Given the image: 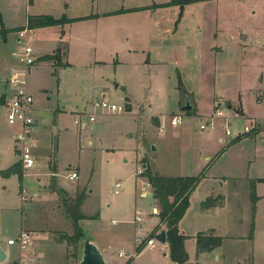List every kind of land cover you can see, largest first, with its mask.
I'll return each mask as SVG.
<instances>
[{"label": "rangeland", "instance_id": "obj_1", "mask_svg": "<svg viewBox=\"0 0 264 264\" xmlns=\"http://www.w3.org/2000/svg\"><path fill=\"white\" fill-rule=\"evenodd\" d=\"M152 1L98 0L95 3L93 0H0V12L4 25L20 27L24 25L28 16L51 15L54 18L62 16L69 18L88 15L91 12L116 10L122 6L148 4ZM154 1L164 3H161L162 7L151 16L155 25L153 36L168 37L167 34L171 31L174 22L176 28L180 23L178 38L184 33L195 32L193 24L203 26L200 32L205 34L211 33L212 28L217 27V36L214 37V44L217 45L214 49L221 51L211 54V63L207 64L208 67L212 66L213 90L216 95L229 100L233 107L243 109L246 118L235 114V112H239L238 110L227 108L221 110L224 108L223 104L221 109L214 105L213 112L208 117L194 119L187 117L195 115L197 110L182 112L174 107L173 112L169 114L165 107H161L155 112L166 114V118L162 119L165 130L159 132L158 127L149 125L143 115L145 111L143 109L146 108L145 102L150 100L149 92L140 85L141 78L133 70L136 69V66L132 67V64L137 62L136 57H139L140 53L133 55L136 61L127 54V48L130 45H140L142 38H139L140 35L137 31H134L135 37L129 36V33L124 31L128 25L135 28L144 21L146 22L145 15L142 14H117L93 21H78L73 24L63 23L62 19L61 23L54 25L53 28H50L51 30L33 32L30 29L22 40L18 39L17 31L24 27H20L16 32L14 31L15 33L7 35L5 44L0 43V69L7 65L8 74L16 71L19 77L25 81V88L32 95L33 105L59 110L61 106L72 105L76 101L83 105L82 111L75 115L82 117L85 113L94 116V121L82 120L81 124L77 125L74 123L73 114L57 112L59 116L57 127L60 129L57 138V162L54 154H51L49 168L52 174L49 173V176L51 181L56 178L53 176V172H58L65 182L64 189L58 191L59 195L57 194L59 197L57 204L59 205L57 206L56 202L53 203L52 200H47L45 203H33L28 209L24 206L23 210L25 216L29 214L30 210H35V213L45 217L43 220L47 219L46 215H59L56 217L59 221L49 223L45 221L41 225L42 231L49 233V240L53 243L59 242L60 247L65 250L66 264H78L83 250L82 242L86 237L96 246H98L97 244L105 245L116 264L124 260L127 262L125 256L121 258L118 253L123 250L126 254V250L131 246L129 243L120 242L116 231L124 226L133 228L134 225L125 224L129 222L122 220H133V189L135 185L139 188L143 183L141 174L137 173V169L142 165L141 156L139 157L140 150L142 152L150 150L151 158H154L155 163L159 166V172L165 174L177 172L176 168L182 157H186L188 161L192 162L187 166L185 172H192L193 161L197 159L196 154L199 150L206 147L212 150L226 144L225 142V144L219 145L214 138L209 144L205 139L206 135L217 132L225 136L226 139L240 137L237 136L238 132L242 131L249 122L252 120L264 121V0H199L182 6L175 4L176 6L168 7L166 3L169 0ZM58 29H63L66 36L71 37L69 39L71 42L65 39L59 48L56 47V41L61 35V33H57ZM243 37L246 39L243 40ZM67 41H69V45ZM25 43L30 44L33 48L36 57L34 66L25 67L16 56L19 48ZM219 43L221 47L218 46ZM67 45L71 50V69L65 68L68 66L65 60ZM54 48L55 51L51 52ZM162 51L166 56L162 58H168L165 61L168 64H172L175 58L179 60L183 53L181 49L170 50L168 43L164 44L161 48ZM43 53L45 55L37 57ZM110 53L117 55L121 61L116 72L106 64L94 67L95 59L111 61ZM53 55L60 56V67H56L54 61L43 58ZM167 73L169 72L157 73L155 85L161 92L166 87L172 89L173 85H176L180 97V91L184 87L182 78L178 76L176 83L174 76H171L174 72L169 73L170 77ZM105 77L113 78L116 82L119 81L129 88L134 105L132 112L124 110L125 92L121 87L116 90L112 88L110 92H106L104 97L99 92H91V83L102 82V78ZM8 88L13 90L11 83ZM151 95L156 96L154 92ZM100 100L122 105L124 106L123 110L107 112L92 106V103ZM3 101L0 100V147L10 151L11 146L8 143H10L12 135L15 136L17 127L6 122L5 109L1 106ZM215 110L217 111L215 112ZM176 114H183L186 119L184 118L181 125L172 126L169 123L170 117ZM206 120L214 122L212 130L202 131L198 129V126H195L196 122H205ZM152 123L155 124L154 121ZM81 125L82 127H80ZM226 129H229L231 135L225 134ZM142 134L144 138L141 136ZM250 134L255 137L244 140L240 146L232 148L230 153L251 154V162L246 160L242 165L240 161L236 160L235 167L244 177L264 178V128L251 130L244 135L249 136ZM153 146L157 148L155 151H151ZM35 157H41L40 150H35ZM227 164L228 161L218 165L216 170L224 168ZM77 167H79L80 173ZM71 171L77 172L79 176L77 180H68L67 174ZM46 179L44 174L24 176V180L34 190H37L35 185H43V181ZM260 181L262 179L252 182ZM117 182L122 184L119 194L113 192ZM147 187L152 191L150 185ZM229 190V199L233 207L239 211L238 215L241 218L240 232H246L251 214L253 184L250 187L239 186L235 189L238 192L236 197L233 193L234 189ZM80 194L83 199L77 205L76 198ZM257 195H264V182L258 185ZM107 203L110 206L107 207ZM135 205L136 208L139 207L138 204ZM255 205L257 208L256 220L261 230V227L264 228V196ZM1 207V217L17 216L18 212L12 205L3 203ZM61 215H64V218ZM75 221L79 225L78 232L81 234L75 229ZM143 225V222L136 225V229L140 233L144 231V229H140ZM248 247L249 243L245 240L238 242L236 248L239 256L244 255ZM132 252L135 255V252ZM146 255L152 257L148 253ZM154 259L162 261L159 258ZM55 262L57 263V261ZM246 262L255 264L256 261L250 258ZM131 263L132 260L127 262V264ZM257 264H264V254L260 255Z\"/></svg>", "mask_w": 264, "mask_h": 264}, {"label": "crops", "instance_id": "obj_2", "mask_svg": "<svg viewBox=\"0 0 264 264\" xmlns=\"http://www.w3.org/2000/svg\"><path fill=\"white\" fill-rule=\"evenodd\" d=\"M93 1L97 3L98 0ZM161 3L164 2L157 3L153 0L151 3L148 4H134L129 7L122 6L121 8L125 11L120 13H115V11L121 8L101 12L97 11L94 13L91 12L88 15L75 17H84L92 15L88 19L79 21H93L98 20L101 17L112 16L117 14L125 15L129 13H138L145 15L146 22L144 21V23L138 25L139 27L135 28H133L131 25H128L126 28H124V31H127L129 33V36L134 37V31H137L138 35H140L139 38H142L140 45H130L129 48H127V54L128 56L132 57V60L136 61L133 57L140 53V55L138 54L139 57H136L137 62L133 63L132 67L135 68L136 66V69L133 70L138 73L139 77L141 78L139 80V83L141 86L144 87L145 90L149 92L150 100H147L145 102L146 108L143 109V111H148L147 113L144 111L143 115L146 117L144 118L149 125H154L156 127H159L162 124L164 125L162 119L164 120V118H166V114L161 112H155V110H159L161 107H165L168 110L167 113L169 114L170 112H173L172 110L174 107H177L180 110L182 89H184L185 92L192 97V100L195 104L194 111L197 110L195 115L187 117L189 119H194L198 117H208L210 114H212L214 105L217 106L218 109H221L222 104L224 105V108H222L221 110H224L225 108L232 109L234 111L238 110V114L246 118L247 116L244 115L243 109L239 107H233L229 100L225 99L223 96L216 95L213 90L212 66L208 67L207 64L211 63V54H214L217 51H221L214 49V47L217 45L214 44V37L217 36V27L215 26L214 28H212L211 33L205 34L204 32H200L203 26L193 24L192 27L195 32L184 33L183 36H180L178 38V28L180 23L177 24L178 26L176 28L174 22L171 31L167 34L168 37L162 38V36H160L159 38L157 37V35L153 36V29L155 25L151 20V16H153V14H155V12L162 7L159 6ZM168 6L176 5H167V7ZM77 22L78 21H74L68 24H73ZM25 25L26 22L23 26L20 27H24ZM20 27L4 25L2 14L0 12V31L2 29L5 30L4 32H0V43L5 44L7 41V35L15 33L16 29ZM53 27L54 26L33 28L31 29V31L43 32L44 30ZM173 29L175 30L173 31ZM58 32L61 33V35L56 41L57 48H59L60 44L64 43L65 39L69 40L71 38L66 36V33L63 29H58L57 33ZM242 39L245 40L246 38L243 37ZM126 40L128 41V38H126ZM69 41L71 42V40ZM69 41H67L68 45ZM165 43L169 44L170 50H183L181 58H179V60L178 58H175L173 62L171 61L172 64H168L167 62H165L168 58H162L166 57L165 55H163V51L161 52V48H163ZM68 45L65 52V60L68 66L65 68L71 69V50L70 46L68 47ZM219 45L220 43L218 44V46ZM53 51H55V48L51 50V52ZM110 54L112 56L111 61H100L95 59L93 61L94 67H97L100 64H106L110 65L113 68V71L116 72L121 64V61L119 60L117 55L115 56L113 53ZM43 55L45 54L43 53L41 55H38L37 57H42ZM209 58L210 61H208ZM54 65L56 67H60L57 66L55 62ZM166 68L170 74L174 72L173 74H171V76H174L176 83L178 76L182 78L184 87L180 91V97L179 92H177L176 85H173L174 87L172 89L166 87L162 89V92L160 91L159 87L157 88V86L155 85V78L157 77V73H160L161 71L167 72ZM177 71H179L180 73H176ZM8 73L9 70L7 68V65H4L2 69H0V74H2L0 77V100H4L3 102H1L2 105L13 92L12 89L8 88L10 83V76H8L10 74ZM169 73H167L168 77H170ZM119 87L124 90V99L126 100V104H128L130 107V110L127 112H132L134 110V105L132 102L133 98L131 96V93L129 92V88L122 85V83L119 81L116 82V80L113 78L109 79L108 77H105L102 78V82H92L91 92H99L100 95L104 97L106 95V92H110L112 88L116 90ZM153 92L156 96L151 95V93ZM82 105V103L79 104L75 101L72 105L69 104L61 106V109L59 110L48 109L46 107L39 106L36 104L33 105V115L35 119L33 137L37 144V147L34 149V154L35 150L38 149L41 151V157H35L34 167L23 169L21 168V179H19L16 174H12L8 177H3L0 174V211L2 208L1 205H3V203H6L7 205H12L13 207H15L16 209L14 210L18 212L17 216L15 215V217L10 215L3 218L0 216V245L7 253L6 260L0 264H18V256L20 252L17 247L7 245L6 239L16 236L21 231H27L32 237L33 252L35 257L37 258V264H66V255L64 253L65 250L60 247L59 242L53 243L49 240V233L47 231L43 232L41 225L42 222L45 221L48 223L51 221H59V219L56 218L59 215H46L47 219L43 220L45 219V217L38 213H35V210H30L27 216L24 215L23 210L24 206L26 207V209H28L33 203H45L47 202V200H52L53 203L56 202L57 206L59 205L57 204L59 198L58 191L64 189L63 186H65V182L63 181V179H61L60 174L58 172H53V176H55L56 178H53L51 181L49 176V173H51L49 168L51 162V154H54L53 156L55 157V160L57 162V138L60 133V129L57 127L59 119L57 112H61L62 114L70 113L73 114L75 117V114L77 112L82 111ZM152 121H154L155 124H153ZM195 126H198L197 122L195 123ZM16 127L17 128L15 129V133L20 130V127L18 125H16ZM80 127H82V125ZM212 129H206L202 131H209ZM226 135H231V133ZM13 136L14 135H12L10 139V143H8V145L11 146L10 151L8 149H2L0 147V171L9 168L15 162L20 160V145L19 143H16ZM141 136H143L144 138L143 134ZM254 137L255 135H249L241 138H237L235 136L226 139L225 136H222V134H218L217 132L215 134L206 135L205 139L209 144L212 142L213 138L219 145L225 144V142L226 144L221 148L217 146L212 150H210L209 147L199 150L196 154L197 159L193 161L192 172H185L187 166L192 163L191 161H188L186 157H182L181 161H179L178 167L176 168L177 172H173L172 174H165L164 172H159V166L155 163L154 158H151L152 154L150 153V150H147L148 152H142L140 150V160H144L146 158V161L152 171L159 175L196 176L199 175L204 169H206L204 176L200 179L195 188L189 194L188 206L177 224L179 233L185 236V239L183 240V250L186 253V264H243L247 263L246 261H248L250 258L253 259V261H256L255 264H257L260 255L262 256L264 254V228L261 227L260 230L257 224V208L255 210L253 218L252 214H250V219H248V224L246 228L247 230H245L246 232H240L241 218L238 215L239 211L233 207V204L229 199V189H234L233 193L236 197L238 192H236L235 189H237L239 186L250 187V185L252 184L256 196L258 197L256 203L262 196H264L257 195L258 185L264 182V178L250 176L244 177L243 174L239 173V169H237L234 164L236 160L240 161L242 165L246 160L251 162L252 155H238V153H230L232 148H234L235 146H240L244 140L252 139ZM156 149L157 148L154 147L151 151H155ZM227 161L228 164L224 168L216 170V167L218 165L222 163H227ZM144 166L145 165L142 164L141 168L144 169ZM56 167L58 168V164ZM77 168L79 172V167ZM69 173L67 174V178ZM43 174L47 177V179L43 181V185H35V188L37 190L31 188L27 181L24 180V176L30 177L37 175L39 176ZM141 177L143 179L142 185H140L139 188L135 185L133 189V220H122L129 222L125 224H134L133 228L124 226L120 227L116 231L117 238L121 240L120 242L129 243L131 246V248H128L126 250V253L133 254V256L132 258H127L125 256V258L128 263L132 260L131 264H178L170 258L169 245L167 242L165 244H160L155 240L151 247L147 246L146 244L147 240L150 238H154V235L158 233L161 229H164V226H161L159 222L156 200L153 198L151 189L146 186L148 182L145 177ZM77 179L70 180L68 178V180L70 181H75ZM258 179H262V181L252 182ZM135 204H138L137 206L139 207L136 208ZM106 206L108 207L110 205L107 203ZM137 210L142 211V219L140 221L136 220ZM61 217L64 218V215H61ZM147 219H150V221H147ZM252 219L254 227L252 237L249 238L250 224ZM142 222L144 223V225L141 226L140 229L142 228L144 229V231L143 233H140L136 229V225H139ZM159 225L161 226V229H158ZM211 229H213L216 234L223 237L221 245L210 252L196 254L195 235L198 232L208 231ZM244 240L249 243V247L247 248L244 255L239 256L238 249L236 248V246L238 242ZM97 245V248L99 249V251H101L104 257L105 264H116L115 261H113L112 259V254L108 253V248L105 245ZM137 249H140L139 253H137ZM131 250L135 252V255ZM121 251L123 250H120L119 252ZM147 253L152 257H147ZM119 257L123 258L124 256ZM154 258H159L162 261L160 262V260H156ZM55 261H57V263ZM80 261L81 256L79 262ZM127 262L124 260L121 261L119 264H127Z\"/></svg>", "mask_w": 264, "mask_h": 264}, {"label": "trees", "instance_id": "obj_3", "mask_svg": "<svg viewBox=\"0 0 264 264\" xmlns=\"http://www.w3.org/2000/svg\"><path fill=\"white\" fill-rule=\"evenodd\" d=\"M199 0H169L166 5H175L178 4L180 6L191 3ZM161 6V5H160ZM125 11L124 9H119L115 11V13H120ZM92 15L84 16V17H75V18H67L62 16L61 18H54L51 15H38V16H28L26 20V25L24 28L33 29V28H41L46 26H54L61 23L63 19V23H69L79 20H85L90 18ZM18 30V29H16ZM5 30H1L0 32H4ZM45 60L49 59L54 61L57 66H60V56L53 55L52 57L45 56L43 57ZM125 110L129 111L130 107L128 104L125 106ZM252 135V134H250ZM244 137V136H240ZM239 138V137H237ZM142 164H144V169L141 173V176L145 177L147 182L152 188L153 198L156 200V205L158 208V217L161 226H164L166 232V242L169 245V256L170 258L177 262L178 264H186V253L183 250V240L185 236L181 235L178 231V221L186 210L189 203V194L195 188L200 179L204 176V169L199 175L196 176H163L159 175L152 171L146 159L141 160ZM21 162L20 160L15 162L12 166L7 169L1 170L0 174L3 177H8L12 174H16L19 179H21ZM82 195H77L76 204L79 205L82 202ZM256 200L257 196L255 191L252 190L251 193V214L252 218L254 217L256 210ZM75 229L78 232L80 230L79 225H77L75 221ZM161 226H158V229H161ZM253 219L250 224L249 238L252 237L253 233ZM157 229V230H158ZM79 233V232H78ZM81 234V232L79 233ZM223 241V237L216 234L213 229L208 231H201L195 235L196 242V254H200L203 252H210L215 248L219 247ZM137 253L140 252V249L136 250ZM243 264H251V262L243 263Z\"/></svg>", "mask_w": 264, "mask_h": 264}, {"label": "built area", "instance_id": "obj_4", "mask_svg": "<svg viewBox=\"0 0 264 264\" xmlns=\"http://www.w3.org/2000/svg\"><path fill=\"white\" fill-rule=\"evenodd\" d=\"M29 29L24 28L18 32V39H24L25 35L28 33ZM19 62L25 67H30L34 65L36 57L34 51L30 44L25 43L21 46L16 53ZM9 82L13 87V92L7 98L2 107L5 109V120L11 126L18 125L20 130L15 134L14 140L20 145L19 147V158L23 168H32L35 165V154L34 149L37 147L36 141L33 137V131L35 126V119L33 115V98L32 95L25 88V81L19 77L16 71H13L10 74ZM92 106L95 108H100L106 110L107 112H116L122 111V105H116L115 103H108L105 100H100L92 103ZM217 110H215L216 112ZM235 114H238L235 112ZM185 116L183 114H176L170 117V125L178 126L181 125L184 121ZM82 120L84 121H93L94 116L92 114H85L82 117L75 115L74 123L79 125ZM200 130L212 129L214 128V122L212 120H206L205 122L198 123ZM264 128V121L252 120L248 125L244 126L242 131H239L237 136H245V133L250 132L254 129ZM160 132L165 130V126L162 124L158 127ZM226 134H229V129H226ZM137 173L141 174L142 169L139 168ZM70 180L77 179V173L71 171L68 175ZM121 183H115V189L113 192L119 194ZM147 183L146 186H148ZM142 219V211H136V220L140 221ZM155 242L154 238L147 240V246H152ZM6 243L9 246H15L19 250L18 264H37V258L33 252V241L31 235L27 231H21L14 237L6 239ZM119 256H126L127 258H132L133 254L126 253L121 251ZM131 256V257H130Z\"/></svg>", "mask_w": 264, "mask_h": 264}, {"label": "water", "instance_id": "obj_5", "mask_svg": "<svg viewBox=\"0 0 264 264\" xmlns=\"http://www.w3.org/2000/svg\"><path fill=\"white\" fill-rule=\"evenodd\" d=\"M195 110V104L192 100V97L189 96L184 89L181 92V103L180 111L182 112H192ZM154 147H152L153 149ZM154 239L160 244L166 243V232L164 229H161L158 233L154 235ZM83 250L81 255V261L79 264H105L104 257L92 242L86 237L83 242ZM7 253L0 245V263L6 260Z\"/></svg>", "mask_w": 264, "mask_h": 264}]
</instances>
